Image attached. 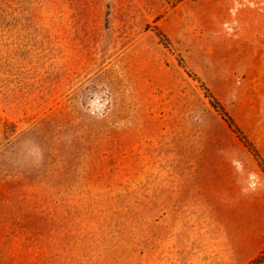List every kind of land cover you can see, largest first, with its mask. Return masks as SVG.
I'll return each mask as SVG.
<instances>
[{"label":"rangeland","instance_id":"rangeland-1","mask_svg":"<svg viewBox=\"0 0 264 264\" xmlns=\"http://www.w3.org/2000/svg\"><path fill=\"white\" fill-rule=\"evenodd\" d=\"M200 4L0 0V264H264V162L225 123L255 163L225 168L186 63Z\"/></svg>","mask_w":264,"mask_h":264},{"label":"crops","instance_id":"crops-1","mask_svg":"<svg viewBox=\"0 0 264 264\" xmlns=\"http://www.w3.org/2000/svg\"><path fill=\"white\" fill-rule=\"evenodd\" d=\"M200 8L202 43L196 49L200 53L192 61L187 58V66L264 162V0H201ZM176 32L184 35L181 28ZM169 38L181 46L177 38ZM220 125L222 164L229 170L238 168L243 178L255 163L221 119ZM241 195L264 209V184L242 186Z\"/></svg>","mask_w":264,"mask_h":264},{"label":"trees","instance_id":"trees-1","mask_svg":"<svg viewBox=\"0 0 264 264\" xmlns=\"http://www.w3.org/2000/svg\"><path fill=\"white\" fill-rule=\"evenodd\" d=\"M184 0H165V2L169 5V7L173 8L179 3L183 2ZM159 37L163 39L168 45V39L162 35L161 33H158ZM206 91V97L209 100L210 106L214 109V111L221 117V119L228 125V127L239 137V140L241 143L252 153H255V150L253 149L252 145L249 143V141L245 138V136L242 134V132L235 126L232 119L229 117V115L225 112L221 104L216 100V98L211 95L207 88L204 87Z\"/></svg>","mask_w":264,"mask_h":264}]
</instances>
